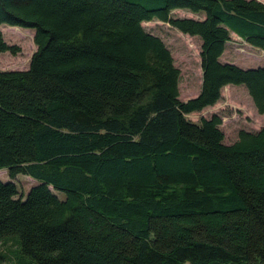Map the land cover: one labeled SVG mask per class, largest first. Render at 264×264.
Listing matches in <instances>:
<instances>
[{
	"label": "trees",
	"instance_id": "16d2710c",
	"mask_svg": "<svg viewBox=\"0 0 264 264\" xmlns=\"http://www.w3.org/2000/svg\"><path fill=\"white\" fill-rule=\"evenodd\" d=\"M151 20L200 40L196 96L179 98ZM2 23L33 29L36 49L0 69V260L264 264V126L226 143L219 114L186 117L226 85L264 114V66L221 59L232 34L264 50V2L0 0ZM5 51L20 48L0 31Z\"/></svg>",
	"mask_w": 264,
	"mask_h": 264
},
{
	"label": "rangeland",
	"instance_id": "374dc122",
	"mask_svg": "<svg viewBox=\"0 0 264 264\" xmlns=\"http://www.w3.org/2000/svg\"><path fill=\"white\" fill-rule=\"evenodd\" d=\"M259 1L264 2V0ZM173 14L179 17H198L197 14L183 9H175ZM142 25L146 31L160 36L170 49L174 63L180 69L179 98L185 101L196 96L200 90L202 75L199 57L200 40L197 37L183 34L158 20L142 22ZM0 31L6 42L16 44L20 48V52L15 55L8 51L0 52V69L27 68L30 57L36 49L33 42V29L2 23ZM223 60L233 62L243 68L264 66V50L252 47L239 36L232 34L230 41L226 43ZM213 113L219 114L222 118L220 127L224 132L226 143L234 141L240 129L258 130L264 126V114L257 113L243 85L224 86L221 90V98L216 104L200 112L187 114L186 117L197 122L201 116L209 117ZM0 179L9 180L5 169H0ZM13 181L18 187L19 194L27 193L30 186L35 183L31 177L21 174L17 175ZM56 193L60 198L64 197L63 192L57 191ZM6 245L12 246L10 242ZM4 249L5 247L2 248ZM15 259L11 258V261L1 259L0 264H17ZM20 262L19 264H30L28 258H23Z\"/></svg>",
	"mask_w": 264,
	"mask_h": 264
},
{
	"label": "crops",
	"instance_id": "0c3cea01",
	"mask_svg": "<svg viewBox=\"0 0 264 264\" xmlns=\"http://www.w3.org/2000/svg\"><path fill=\"white\" fill-rule=\"evenodd\" d=\"M200 17H202V15H200ZM224 54V53H223ZM223 54H222V56H221V59L223 60ZM224 61V60H223ZM26 69V68H25Z\"/></svg>",
	"mask_w": 264,
	"mask_h": 264
}]
</instances>
